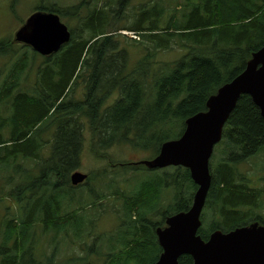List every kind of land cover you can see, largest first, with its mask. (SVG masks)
Here are the masks:
<instances>
[{
	"label": "trees",
	"instance_id": "16d2710c",
	"mask_svg": "<svg viewBox=\"0 0 264 264\" xmlns=\"http://www.w3.org/2000/svg\"><path fill=\"white\" fill-rule=\"evenodd\" d=\"M93 1V9L88 8L86 17L70 29L69 42L42 57L35 83L25 75L38 54L24 46L0 85V165L40 164L37 177L25 172L32 179L19 180L6 194L26 206L1 224L0 264H25L30 259L37 225L43 226L44 233L58 234L74 222L77 213H65L62 196L73 199L79 187L71 186L70 176L80 167L85 130L93 144L90 151L97 157H105V151L117 144H131L133 149L151 152L150 161L162 144L178 139L186 120L205 112L207 100L241 74L252 54L264 47V0H153L146 8L141 5L132 14L131 25L123 28L138 40L120 36L119 29L110 30L130 0H109L115 4L114 10L99 9L103 0ZM80 5L84 7L85 1ZM67 9L72 17L78 16L77 6ZM35 11L60 15L51 6ZM121 44L139 45L136 49L142 52L131 69L127 47ZM174 49L184 54L170 71L164 75H160L163 70L152 71L157 52ZM1 54L17 55L11 40L0 42ZM80 81L85 84V94L76 99L74 90ZM113 95L112 105L102 110ZM49 132L52 142L42 137ZM49 145L51 153L42 159L43 149ZM221 146L216 160L215 152ZM217 148L209 160L211 183L197 232L205 241L215 231L228 233L254 222L264 225L255 212L261 209L259 197L264 196V189H250L237 171L239 163L264 155V120L248 95L238 99ZM141 162L128 165L133 173L148 175L125 204L133 219V238L104 254L105 264H154L161 253L155 229L163 228L167 217L188 211L192 204L197 186L187 169L176 167L157 175L154 173L159 171ZM166 191L171 197L163 207ZM243 208L248 210L241 211ZM84 257L86 252L69 262L78 264ZM178 263L192 264V259L181 256Z\"/></svg>",
	"mask_w": 264,
	"mask_h": 264
},
{
	"label": "rangeland",
	"instance_id": "374dc122",
	"mask_svg": "<svg viewBox=\"0 0 264 264\" xmlns=\"http://www.w3.org/2000/svg\"><path fill=\"white\" fill-rule=\"evenodd\" d=\"M83 1H85L84 7L80 5ZM108 1L109 0H103L99 2L98 8L116 9L115 4L111 1H109L108 6H106ZM86 2L88 3L86 4ZM152 3L153 0H130L118 19H114L110 30L119 29L117 34L120 36L123 35L127 38L135 39L130 32L123 30V28L131 25L132 14L140 11V9L143 8L141 5H146V8ZM94 4L93 0H0V42L9 39L13 42L14 48L17 50V55L13 57L4 54L0 55V85L13 67L14 60L21 57L19 54H21L24 45L16 41L15 35L26 24L27 19L35 12L36 8L40 6L48 8L50 6L53 7L60 12V22L69 29H75L79 21L86 17L88 8L92 10ZM74 6H77L79 10L77 11L78 16L76 17H72V12L67 9L68 7ZM75 33L77 34V32ZM128 45V47L124 44L120 46L127 47V66L128 69H131V64L135 63L136 59L142 56V52L136 49L139 45L135 47H131V44ZM28 52L30 53V50ZM183 54L184 51L178 49L168 52H157L154 59L155 63L151 67L152 71L159 69L161 71L163 70V73L160 75L166 74L170 71V66ZM34 58L36 59L28 68V73L25 77H27L29 81L35 83L38 76V65L42 57L38 55ZM163 65H169V67ZM157 75L159 76V74ZM148 88H150V85ZM74 91L75 98L82 99L85 94V84L80 81ZM115 99V95L111 96L107 102L102 105V110L112 105ZM42 137L45 141L51 140L52 142L50 132ZM90 139L91 136L89 131L85 130L80 154V167L77 172L89 175L94 172L93 175L95 177L92 175L87 182L83 184L80 183L81 186L74 190L75 196L73 199L70 196H62V204L64 205L65 213H77L75 214L76 217L73 220L74 222H71V225L67 227L65 231L58 234L56 232L44 233L42 232L43 226L37 225L34 228V234L31 240L30 252L32 255L30 253L27 256L30 259H27L25 264H45L46 260L49 261L50 264H70L69 260L71 258L75 260L76 257H82L84 256V252H86L87 257L78 261V264H105L107 260L104 254L111 252L114 247H121L125 245V243H129L133 238L130 234V227L133 219L131 220V215H129L126 210L125 204L127 203V197H130L132 191H134L138 184L142 182L141 180L148 177V175L143 174L141 171H135L134 173L136 174H134L131 171V166L128 165L131 164V162L149 161L152 156L151 152L133 149L131 148V144H117L105 151V157H102L103 155L97 157L90 151V147L93 145ZM216 148L217 145L214 147L213 151H215ZM221 150L222 146L219 151L215 152L216 160L220 158ZM50 153L51 145L45 146L41 155L42 159L49 157ZM2 156L3 153L1 152L0 157ZM39 166V162L34 161L21 162L17 164V167L0 165V242L4 239L3 221L6 218L17 215L19 208L24 207V205L26 206L25 202H23L24 205L22 206V204L18 203L16 200H10L6 194L11 192L21 180L32 179V175L26 174L25 172H30L33 174V177H37ZM14 169H16L15 172H13ZM170 169L171 168L168 167L154 174L158 175L165 171H171ZM237 171L239 178H241L250 189L263 191V154H258L244 163H239L237 165ZM170 197L171 194L168 192L163 193V207L166 206ZM259 201L261 202V209L255 212L264 220L263 195L259 197ZM247 210L248 209L245 208L241 209V211L244 212ZM205 214L209 216L210 212L205 211ZM99 253L100 255H98Z\"/></svg>",
	"mask_w": 264,
	"mask_h": 264
},
{
	"label": "water",
	"instance_id": "95a60500",
	"mask_svg": "<svg viewBox=\"0 0 264 264\" xmlns=\"http://www.w3.org/2000/svg\"><path fill=\"white\" fill-rule=\"evenodd\" d=\"M15 39L33 51L49 56L70 39L67 27L55 13L35 12L16 33ZM248 95L264 120V47L253 53L245 69L219 88L206 102V111L185 122V130L176 139L161 145L151 161H142L148 169L183 167L197 186L186 212L168 217L165 228H157L161 253L154 264H179L181 256H190L192 264H264V226L253 223L228 233L212 232L203 240L198 234L200 215L210 187L209 160L222 139V129L238 99ZM86 179L74 172L72 185Z\"/></svg>",
	"mask_w": 264,
	"mask_h": 264
},
{
	"label": "bare ground",
	"instance_id": "6f19581e",
	"mask_svg": "<svg viewBox=\"0 0 264 264\" xmlns=\"http://www.w3.org/2000/svg\"><path fill=\"white\" fill-rule=\"evenodd\" d=\"M13 77V76H12ZM8 91V90H7ZM17 131H19V130H17ZM20 133V132H19ZM28 140V139H27Z\"/></svg>",
	"mask_w": 264,
	"mask_h": 264
}]
</instances>
